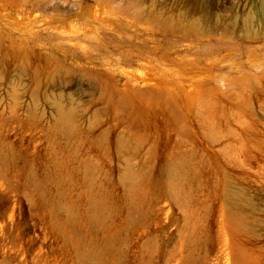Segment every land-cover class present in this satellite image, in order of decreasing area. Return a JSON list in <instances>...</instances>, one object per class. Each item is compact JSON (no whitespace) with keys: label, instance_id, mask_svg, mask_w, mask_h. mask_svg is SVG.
Instances as JSON below:
<instances>
[{"label":"rangeland","instance_id":"obj_1","mask_svg":"<svg viewBox=\"0 0 264 264\" xmlns=\"http://www.w3.org/2000/svg\"><path fill=\"white\" fill-rule=\"evenodd\" d=\"M211 23L250 61L264 0H0V264H264V94L189 104Z\"/></svg>","mask_w":264,"mask_h":264},{"label":"bare ground","instance_id":"obj_2","mask_svg":"<svg viewBox=\"0 0 264 264\" xmlns=\"http://www.w3.org/2000/svg\"><path fill=\"white\" fill-rule=\"evenodd\" d=\"M209 26L210 27L202 28L204 31L202 33V36L204 35L209 37L206 40L200 39L201 36L199 30L196 27L191 26L190 28H188V31L197 37L198 43L205 45L203 46L201 51L200 50L196 51V54H198L201 57H198L199 59L198 58L194 59L192 62V66L190 68L191 70L190 72L193 74L192 80L190 79L191 83H189L191 89L188 95L189 104L191 108L192 109L196 108L198 97L200 96V94L209 97L212 96L216 97L218 95V91L223 89L224 83L221 84L218 81V79H214L215 77L214 70L216 68H228V67L235 69L234 70L235 72H244L242 75V79L244 80L247 79L249 83L252 81V78H254L255 82L253 83L252 81L253 84L250 83L249 87L253 89V93L256 98V101L259 103L264 94V40H262L263 44H261V46H259L258 49L254 51L255 53H253V57L250 61L236 64L234 66L232 64H230L231 66L230 65L225 66L223 65V59L219 57L220 50L221 48L226 47V45H230V43L229 41H221L213 38L212 35L216 32V29H213L212 23L209 24ZM208 31H210L209 35L205 33ZM225 49L228 50V48ZM229 72H231V70H229ZM159 83H161V80ZM217 83L221 84L219 86L220 88L217 86ZM187 88L189 89L188 86ZM239 148L240 150H242L243 147L241 146Z\"/></svg>","mask_w":264,"mask_h":264}]
</instances>
